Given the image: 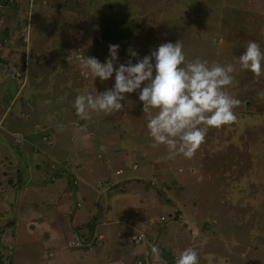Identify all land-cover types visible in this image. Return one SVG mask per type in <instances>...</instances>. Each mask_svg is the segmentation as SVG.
Returning <instances> with one entry per match:
<instances>
[{
	"label": "rangeland",
	"instance_id": "1",
	"mask_svg": "<svg viewBox=\"0 0 264 264\" xmlns=\"http://www.w3.org/2000/svg\"><path fill=\"white\" fill-rule=\"evenodd\" d=\"M1 3L4 262L11 257V264H175L174 256L192 247L199 264H264V99L257 96L264 89V70L257 79L237 63L249 41L264 52V0H17L19 7L12 8V2ZM4 28L10 35L13 31V39L5 37ZM27 33L29 41L24 40ZM10 40L17 41L16 49L5 55ZM178 40L189 61L199 57L209 65L234 64L233 84L226 91L241 101L234 109L236 121L210 129L192 159L162 160L166 148L150 147L146 125L155 110L143 113L138 91L126 94V106L119 112L93 113L89 119L76 115L78 94L96 95L115 83L114 74L101 83L82 71L81 57L104 63L109 45L115 44L120 63H136L129 48L143 58L160 44ZM20 41L25 45L18 48ZM67 121L69 128L63 125ZM75 160L82 162L81 181L93 178L101 191L96 207L83 204L78 209L88 219L99 212L98 221L86 224L83 214V229L69 235L71 245L58 239L68 232L66 226L58 237L48 223L34 226L28 238L34 234L41 248L27 247L23 234L29 227L22 231L14 219L20 205L29 196L37 197L36 204L47 199L48 184L35 188L36 178L48 183L56 172L65 171L62 164L70 162L66 169H71ZM25 188L33 191L21 197ZM62 195L59 201L65 202L68 198ZM71 200L75 202L74 195ZM49 206L42 205L35 214L33 207L27 215L35 222L47 220L55 211ZM92 223L99 225L95 235L102 238L85 228ZM64 225L68 228L69 222ZM45 232L55 234L58 244H50ZM140 232L142 241L135 239ZM80 233L87 236L84 245L77 238Z\"/></svg>",
	"mask_w": 264,
	"mask_h": 264
},
{
	"label": "clouds",
	"instance_id": "2",
	"mask_svg": "<svg viewBox=\"0 0 264 264\" xmlns=\"http://www.w3.org/2000/svg\"><path fill=\"white\" fill-rule=\"evenodd\" d=\"M118 52L119 45L110 44L104 63L95 57L80 58V69L90 73L94 80L98 77L103 83L115 75L112 88L96 95L76 96L73 107L80 119H89L93 113L119 112L126 106V94L138 91L143 113L155 110L146 127L152 141L150 147L166 148L167 154L162 160L177 156L192 159L210 129H220L236 121L234 109L241 101L226 91L233 84L234 64L209 65L199 57L189 61L180 40L162 43L143 58L129 48L128 54L136 63L132 59L120 63ZM262 62L264 52L255 41H249L237 58L239 68L251 72L257 79L264 70ZM257 96L264 99V89ZM153 251H157L155 247ZM175 264H199L197 250L184 249Z\"/></svg>",
	"mask_w": 264,
	"mask_h": 264
},
{
	"label": "crops",
	"instance_id": "3",
	"mask_svg": "<svg viewBox=\"0 0 264 264\" xmlns=\"http://www.w3.org/2000/svg\"><path fill=\"white\" fill-rule=\"evenodd\" d=\"M36 1L37 0H35V2ZM44 1H48V0H43V2ZM12 5H13V7H19L17 1H16V3H14ZM0 12H1V10H0ZM4 29L5 30L2 29V31L6 32V34L4 32L5 37L9 36V39H13V35H14L13 31L11 32V35H10V31L6 30V28H4ZM12 30H14V29H12ZM24 40L25 41H29V33L26 34ZM5 44H7L8 48L3 51L4 52L3 54H5V53L6 54H10V53H12V52H10V51H12V49H16L15 45H17V41L10 40V41H6ZM29 45L31 46V43L28 44V46H27L28 50H29ZM5 63H6V65L8 67L11 65V63H9V65L7 64V62H5ZM7 75H8V77L10 76L11 78H14L8 72H7ZM2 78L3 77H0V83L1 84L3 82ZM1 97H2V95H0V98ZM63 125L68 127V128L70 127V124H69L68 121L64 122ZM71 130L72 129H69L68 132H70ZM75 163H76L75 164V169L73 168L74 165L72 166L71 169L70 168L66 169L67 167H70L71 164H70V162H67L68 165H66V163H64V165H66V168H65V171H63L62 176H58L57 177V175H55L53 178L52 177L50 178L48 183L45 182L46 180H45V178H42V176L39 177V178L38 177L36 178V183L35 184H37V186L34 185L35 188H40L41 189L43 184H45V186L48 184L49 194H48L47 200H48V203H49L48 205L52 206L53 208L55 207V211H51L53 216H50L49 218H45L47 220H42L40 222L39 221L35 222L34 221L35 219L33 220L32 218H29L28 215H27V212H30L31 208H33L32 202L29 200V198L23 200V201H27V203H25L24 206L20 205V208H19L20 212L18 214H16L14 219H15V222L17 223V228L21 227L22 231H25L26 227H29V230H27L28 233L25 231L24 234H23L24 240H25L23 242V244H25L27 247H29L30 245H36V246L41 248V246H39L37 244V242L35 241L34 234L32 235L33 239H31L30 237L28 238V235L30 236V234H31L29 232L32 231V230H35L34 226L37 227V228H41V226L43 224L48 223V225H50L49 226L50 229L55 230V232L57 234V237H58V233H60L59 231L61 229L63 231L62 226H66V229H67L66 231H68V232L60 233V236H59L58 239H61L60 241H62L64 244H68L70 241H72L70 239V237H69V235H71V231H74V230H77V229L79 230L80 224L82 222L81 220H82V215L83 214H85V217H86V221H85L86 224H90L93 219L98 221V217L99 216L96 215L95 212H93L91 214L94 217L89 215V219H88L87 218V216H88L87 214L88 213L85 210H83L82 208L78 209V207H82L83 204H90V205L94 204L95 207L97 206L98 199H97L96 193H100L101 192L100 189L98 188V184L96 185L97 180L91 178L90 181L88 180L90 183L89 182L86 183V182L81 181V177H83V175H80L79 171H81L80 170L81 168H79V167L82 166V164H81L82 162L75 160ZM122 170L123 169H117L116 171H120V173H122ZM120 173H117V174H120ZM35 174L38 175V172H35ZM71 177H72V180H73V187H72L73 189H71L68 184L66 186V183L69 182ZM97 177H98L99 180H100V177H101V180H103L102 178L104 177V175H100V176H97ZM127 178H130V177H127ZM110 180L114 183V180H112V179H110ZM128 180L132 181L131 179H128ZM78 181L83 182V184L79 185ZM53 183H56V184H53ZM53 185H55V186H53ZM25 189H26V190H24L25 194H21V197L26 196L28 191H29V193H32V191H33L32 188H30V189L29 188H25ZM60 193L63 194L62 196H66L68 198V199H64L65 202H62L63 201L62 199L59 201V194ZM52 194H53V196H52ZM102 194H104V193H102ZM73 195L75 196V202H73V200H71ZM78 196H79V198H78ZM36 211L37 210L34 209V211H32V214H35ZM74 212H75L74 216H71V213H74ZM83 212H85V213H83ZM61 213H63V214H61ZM29 214H31V213H29ZM65 217H67V219H68L67 221H64L63 218H65ZM79 218H80V221H78ZM15 222L13 223L14 226H16ZM64 222H69V226H68L69 229L67 228V225H64ZM53 223H54V225H52ZM98 228H99V225H96L93 228V230H94L93 231V235H95V233L98 230ZM44 234H45V238L47 239L48 242H50V244L51 243L52 244H58V242H56L55 238H54L55 234L52 233L50 236H49L50 233L48 234V233L45 232ZM95 236H99V238H102L101 234H98V235H95ZM77 238H79V235H77ZM28 239L30 240V242L28 241ZM39 244H40V241H39ZM82 244L84 245L85 243L82 242ZM68 245H71V244H68ZM137 245H139V244H137ZM84 250H86V249H84ZM81 257H83V255ZM41 260H44V258H42Z\"/></svg>",
	"mask_w": 264,
	"mask_h": 264
},
{
	"label": "trees",
	"instance_id": "4",
	"mask_svg": "<svg viewBox=\"0 0 264 264\" xmlns=\"http://www.w3.org/2000/svg\"><path fill=\"white\" fill-rule=\"evenodd\" d=\"M0 2H6V0H0ZM12 8L13 7V5L10 3V5H9V8ZM225 9H226V7H225ZM2 12V11H1ZM3 30H5V29H3ZM3 32V31H2ZM24 45H25V43H21V41L19 42V44H18V48H20V47H24ZM46 135H48V137H49V133L48 134H46ZM46 138V137H45ZM17 143L19 142L18 140L16 141ZM75 166V165H74ZM62 168H66L65 167V165H63L62 164ZM62 174L63 173H61V172H56L55 173V175H57V176H62ZM68 175V174H67ZM69 176V175H68ZM67 184L69 185V187L72 189V187H73V180H72V177H71V179L69 180V182H67L66 183V186H67ZM68 191V190H67ZM66 191V192H67ZM35 198H37V197H35ZM34 198V199H35ZM29 199H30V201L32 202V205H33V207H34V209H36V210H38L42 205H44V209H46L47 208V204H49L48 203V200L47 199H44V197L43 198H41L40 199V203L39 204H36L35 203V201H34V199L33 198H31L30 196H29ZM42 204V205H41ZM51 204V203H50ZM46 215V214H45ZM96 215H98L99 216V212L98 213H96ZM48 217H49V215H47ZM3 225H4V223H3ZM85 227V226H84ZM85 228H89V231H90V234L92 233V230H93V228H94V223H92L90 226H87V227H85ZM83 229V227L80 225V230H82ZM79 239H81V241L82 242H85V241H88V239H87V236L86 235H84V234H82V233H80V235H79ZM80 241V240H79ZM140 241V240H139ZM82 244V243H81ZM0 246L2 247V248H4V244L2 243V241L0 242ZM86 249H89V248H86ZM150 257H151V255H149ZM175 256H177V255H175ZM174 256V257H175ZM147 259H148V257H147ZM174 259V258H173ZM150 261V260H149ZM12 263V259H11V257H9V260H8V262H4L2 259H1V257H0V264H11Z\"/></svg>",
	"mask_w": 264,
	"mask_h": 264
},
{
	"label": "built area",
	"instance_id": "5",
	"mask_svg": "<svg viewBox=\"0 0 264 264\" xmlns=\"http://www.w3.org/2000/svg\"><path fill=\"white\" fill-rule=\"evenodd\" d=\"M7 2H16L17 0H6ZM29 2H32V0H28ZM3 9V4L0 2V10ZM118 173H120V171H117ZM145 235L143 234V232H140L139 234L136 235L135 239L136 240H140L142 241V239H144ZM177 256L174 257V260H176ZM138 264H141L142 262L140 260L137 261Z\"/></svg>",
	"mask_w": 264,
	"mask_h": 264
}]
</instances>
